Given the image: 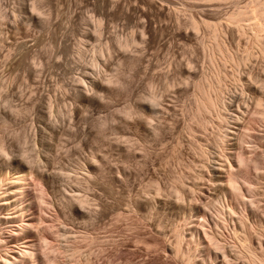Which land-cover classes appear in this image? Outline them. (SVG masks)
Instances as JSON below:
<instances>
[{
	"label": "rangeland",
	"instance_id": "1",
	"mask_svg": "<svg viewBox=\"0 0 264 264\" xmlns=\"http://www.w3.org/2000/svg\"><path fill=\"white\" fill-rule=\"evenodd\" d=\"M261 2L0 0V264H264Z\"/></svg>",
	"mask_w": 264,
	"mask_h": 264
},
{
	"label": "bare ground",
	"instance_id": "2",
	"mask_svg": "<svg viewBox=\"0 0 264 264\" xmlns=\"http://www.w3.org/2000/svg\"><path fill=\"white\" fill-rule=\"evenodd\" d=\"M262 3V2H261ZM260 5V4H259ZM257 12H255V14L257 15L258 18L260 19H263V22H264V3H262L260 6L257 7ZM254 17H256L255 15L253 16V19ZM256 17V18H257ZM235 19V18H234ZM237 19V18H236ZM255 20V19H254ZM263 22L261 21L260 23L263 24ZM258 26L256 28H261L260 30H262V25L256 23L255 26ZM264 25V24H263ZM259 30V31H260ZM95 34L98 33V31H94ZM122 41V40H120ZM130 41H134V39H130ZM134 43H136V41H134ZM210 84V83H209ZM211 86V85H210ZM209 88V87H208ZM208 90V89H207ZM213 90V88L211 89ZM209 100V99H208ZM212 101L210 99V101H208L207 105L208 106H213L212 105ZM126 111H130V109H122V113H126ZM126 116V115H125ZM104 123V121L102 122ZM102 127H104V125H102ZM25 170V169H24ZM23 169H20L18 171H10V173L7 174V180H10L11 182L14 183V187L16 188V194L19 195V196H26V195H30L29 191L26 189V187H28L27 183V179H28V174L24 171ZM27 181V182H26ZM25 182H26V185H25ZM12 184V183H11ZM30 187V186H29ZM232 188V187H231ZM235 188V187H233ZM232 188V189H233ZM232 189H229V190H232ZM224 193L223 194V197L225 198H230L231 200L233 199L234 197V192L235 191H229ZM21 200V199H20ZM235 200V199H234ZM230 201V200H228ZM21 202V201H20ZM225 202V201H224ZM223 202V203H224ZM20 204V203H19ZM229 204V203H228ZM230 205V204H229ZM231 206V205H230ZM229 206V207H230ZM30 208V207H28ZM26 223L23 221L21 224H20V228L21 230L23 231L25 229V225ZM245 235V234H244ZM243 235V236H244ZM246 237V236H245ZM244 237V238H245ZM16 239V238H15ZM241 239V238H240ZM248 239V237L246 238ZM16 241H18V245H19V251H18V257H20V261H21V264H43L41 263L37 258L33 257L31 255V252H30V248H31V245L28 243V241L26 240L25 236H21L20 238L16 239ZM246 241V240H244ZM248 246V245H247ZM249 248V247H248Z\"/></svg>",
	"mask_w": 264,
	"mask_h": 264
}]
</instances>
